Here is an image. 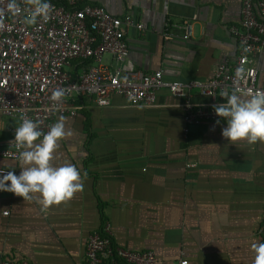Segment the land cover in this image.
Returning a JSON list of instances; mask_svg holds the SVG:
<instances>
[{
  "label": "crops",
  "instance_id": "crops-1",
  "mask_svg": "<svg viewBox=\"0 0 264 264\" xmlns=\"http://www.w3.org/2000/svg\"><path fill=\"white\" fill-rule=\"evenodd\" d=\"M85 2L144 23V31L127 35L124 69L130 72L161 69L167 80H208L239 52L230 26L241 19L240 0ZM185 21L193 24L189 40ZM105 61L115 62L111 55ZM255 63L264 84V52ZM111 100L109 108L64 116L69 135L59 142L54 164L71 163L86 173L82 192L44 210L39 194L24 201L0 191V259L83 264L89 235L109 224L117 245L153 250L159 264L183 258L253 264L252 244L263 243L257 230L264 223V142L233 144L222 136V121L193 124L186 132L182 99L167 88L152 106H133L119 94ZM18 124V117L0 113V143L12 140ZM0 166L21 171L18 160L2 156Z\"/></svg>",
  "mask_w": 264,
  "mask_h": 264
},
{
  "label": "built area",
  "instance_id": "built-area-1",
  "mask_svg": "<svg viewBox=\"0 0 264 264\" xmlns=\"http://www.w3.org/2000/svg\"><path fill=\"white\" fill-rule=\"evenodd\" d=\"M241 19L230 26L237 39L239 52L234 60L221 61L208 80H167L163 70L130 72L124 60L130 53L129 30H145L143 22L132 14H111L105 7L85 0H48L52 11L47 20L38 18L36 24H26L29 15L24 0H16L18 12L8 8L10 0H0V113L9 117L32 119L40 130L47 132L61 116H76L83 109L109 108L111 97L119 94L133 106H152L157 93L167 88L182 99L181 107L189 126L205 121H222L212 105L226 103L222 90L239 95L264 91L258 80L256 57L264 52V0H240ZM184 39L193 35V24L184 22ZM106 55L114 64L106 63ZM243 69L242 76L237 70ZM70 91L56 104L50 97L56 88ZM195 95L206 97L196 102ZM91 100L87 102L86 99ZM107 103L101 105L100 101ZM19 124L16 126L18 127ZM12 140L0 143V156L18 160L19 152ZM188 166L196 167V163ZM8 171H20L0 166V176ZM9 210L1 212L8 215ZM264 243V223L257 230ZM0 264H31L27 259H0ZM83 264H159L153 250H131L114 243L110 225L91 233L87 239ZM178 264H189L187 258Z\"/></svg>",
  "mask_w": 264,
  "mask_h": 264
},
{
  "label": "clouds",
  "instance_id": "clouds-1",
  "mask_svg": "<svg viewBox=\"0 0 264 264\" xmlns=\"http://www.w3.org/2000/svg\"><path fill=\"white\" fill-rule=\"evenodd\" d=\"M29 15L25 17V23L32 25L38 22V18L47 20L52 11V5L48 0H24ZM8 8L14 14L18 12L16 0H10ZM3 10L0 9V17ZM243 69L237 70V76H242ZM70 90L56 88L50 99L59 104ZM220 96L226 99V103L212 105L215 113L224 118L227 126L222 129V136L233 144L244 140L249 144L264 142V91L254 94L249 93L247 98L237 94L235 90L231 94L222 90ZM101 105L106 101H100ZM18 127H15V143L19 152L20 173L8 171L0 176V191L14 193L23 200H33L44 210L53 205H60L70 201L84 188L86 173L81 175V170L74 164L64 163L55 165V152L59 142L69 135L65 128V118L60 117L49 126L45 133L40 130L39 122L23 115ZM219 123V121H217ZM10 182V183H8ZM253 264H264V243H253Z\"/></svg>",
  "mask_w": 264,
  "mask_h": 264
},
{
  "label": "trees",
  "instance_id": "trees-1",
  "mask_svg": "<svg viewBox=\"0 0 264 264\" xmlns=\"http://www.w3.org/2000/svg\"><path fill=\"white\" fill-rule=\"evenodd\" d=\"M113 240H114V238H113ZM114 243H115V241H114ZM116 244V243H115Z\"/></svg>",
  "mask_w": 264,
  "mask_h": 264
},
{
  "label": "rangeland",
  "instance_id": "rangeland-1",
  "mask_svg": "<svg viewBox=\"0 0 264 264\" xmlns=\"http://www.w3.org/2000/svg\"><path fill=\"white\" fill-rule=\"evenodd\" d=\"M106 58V57H105Z\"/></svg>",
  "mask_w": 264,
  "mask_h": 264
}]
</instances>
